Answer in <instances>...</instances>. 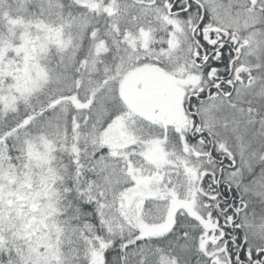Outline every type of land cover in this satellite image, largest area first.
Returning <instances> with one entry per match:
<instances>
[{"label": "snow or ice", "instance_id": "snow-or-ice-1", "mask_svg": "<svg viewBox=\"0 0 264 264\" xmlns=\"http://www.w3.org/2000/svg\"><path fill=\"white\" fill-rule=\"evenodd\" d=\"M0 264H264V0H0Z\"/></svg>", "mask_w": 264, "mask_h": 264}]
</instances>
